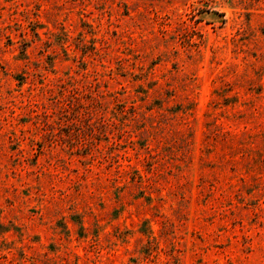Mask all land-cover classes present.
Returning a JSON list of instances; mask_svg holds the SVG:
<instances>
[{
    "label": "rangeland",
    "instance_id": "rangeland-1",
    "mask_svg": "<svg viewBox=\"0 0 264 264\" xmlns=\"http://www.w3.org/2000/svg\"><path fill=\"white\" fill-rule=\"evenodd\" d=\"M0 264H264V0H0Z\"/></svg>",
    "mask_w": 264,
    "mask_h": 264
}]
</instances>
